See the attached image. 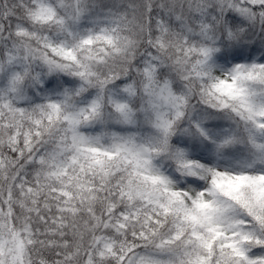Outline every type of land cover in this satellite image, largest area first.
<instances>
[{
    "label": "snow or ice",
    "instance_id": "6c2138e0",
    "mask_svg": "<svg viewBox=\"0 0 264 264\" xmlns=\"http://www.w3.org/2000/svg\"><path fill=\"white\" fill-rule=\"evenodd\" d=\"M0 264H264V0H0Z\"/></svg>",
    "mask_w": 264,
    "mask_h": 264
}]
</instances>
